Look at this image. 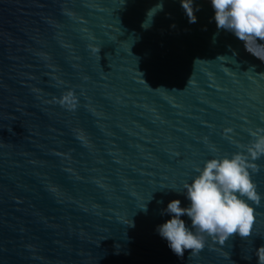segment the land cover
<instances>
[{"label":"water","instance_id":"water-1","mask_svg":"<svg viewBox=\"0 0 264 264\" xmlns=\"http://www.w3.org/2000/svg\"><path fill=\"white\" fill-rule=\"evenodd\" d=\"M193 6L189 24L180 0H0V264H257L264 199L251 237L197 255L156 232L188 205L168 188L264 129V48Z\"/></svg>","mask_w":264,"mask_h":264},{"label":"clouds","instance_id":"clouds-1","mask_svg":"<svg viewBox=\"0 0 264 264\" xmlns=\"http://www.w3.org/2000/svg\"><path fill=\"white\" fill-rule=\"evenodd\" d=\"M210 3L218 30L231 32L244 42L248 51H251L249 43L264 48V44L257 43L264 42V0H210ZM180 6L188 23L195 24L194 13L200 8H194L193 0H180ZM162 10L161 2L150 9L147 16L151 14L152 20L156 12ZM151 20L147 27H144L145 23L142 27L147 29ZM56 103L73 111L78 99L72 90H67ZM250 137L249 143L238 151L206 160L202 168L196 169L198 175L190 183H183V191H177L175 185L168 188L178 195L183 194L188 205L182 207L178 199L170 201L161 215L167 214L171 218L157 226L156 232L178 258H183L185 251L199 254L206 247L208 238L224 245L235 236L247 239L253 235L256 220L253 205L260 206L264 199L252 180V175L260 170L255 161L264 157V129L250 131ZM141 210L147 212L146 204ZM182 217H187L188 222ZM254 255L257 264H264V245L256 248Z\"/></svg>","mask_w":264,"mask_h":264}]
</instances>
